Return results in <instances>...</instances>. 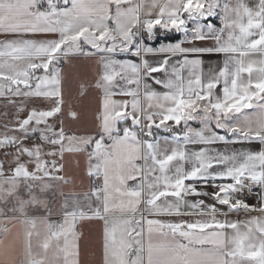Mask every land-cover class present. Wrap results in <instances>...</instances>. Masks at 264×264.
Masks as SVG:
<instances>
[{
    "label": "snow or ice",
    "instance_id": "snow-or-ice-1",
    "mask_svg": "<svg viewBox=\"0 0 264 264\" xmlns=\"http://www.w3.org/2000/svg\"><path fill=\"white\" fill-rule=\"evenodd\" d=\"M89 225L264 264V0H0V264H89Z\"/></svg>",
    "mask_w": 264,
    "mask_h": 264
},
{
    "label": "crops",
    "instance_id": "crops-1",
    "mask_svg": "<svg viewBox=\"0 0 264 264\" xmlns=\"http://www.w3.org/2000/svg\"><path fill=\"white\" fill-rule=\"evenodd\" d=\"M162 42H174V41H162ZM206 66L208 64L216 65L220 63L223 57L218 56H205ZM75 175L79 178L83 177V163L80 169H72ZM86 183V182H85ZM86 233H91L88 241V253L82 257V259L87 260L89 264H100V251H99V229L98 226L89 225L87 228L84 229Z\"/></svg>",
    "mask_w": 264,
    "mask_h": 264
},
{
    "label": "trees",
    "instance_id": "trees-1",
    "mask_svg": "<svg viewBox=\"0 0 264 264\" xmlns=\"http://www.w3.org/2000/svg\"><path fill=\"white\" fill-rule=\"evenodd\" d=\"M177 38H179V34H177V36L173 37L171 40H169L168 38H165L163 41H174Z\"/></svg>",
    "mask_w": 264,
    "mask_h": 264
}]
</instances>
